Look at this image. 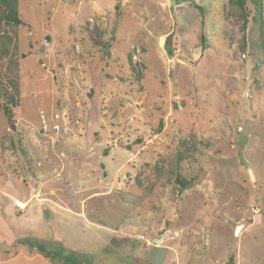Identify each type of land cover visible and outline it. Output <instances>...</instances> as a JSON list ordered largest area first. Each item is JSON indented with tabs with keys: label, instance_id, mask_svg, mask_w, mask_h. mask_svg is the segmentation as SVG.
I'll use <instances>...</instances> for the list:
<instances>
[{
	"label": "rangeland",
	"instance_id": "1",
	"mask_svg": "<svg viewBox=\"0 0 264 264\" xmlns=\"http://www.w3.org/2000/svg\"><path fill=\"white\" fill-rule=\"evenodd\" d=\"M244 7L242 30L228 0H18L0 264H264V10Z\"/></svg>",
	"mask_w": 264,
	"mask_h": 264
},
{
	"label": "trees",
	"instance_id": "2",
	"mask_svg": "<svg viewBox=\"0 0 264 264\" xmlns=\"http://www.w3.org/2000/svg\"><path fill=\"white\" fill-rule=\"evenodd\" d=\"M245 1L246 0H228L229 5L232 6L233 8H237L240 13V17L242 21V25H241L242 30L245 29V26L247 24V13L244 7ZM250 2L252 4V9L255 13L254 18L256 22L260 23L261 25L262 13L264 10L263 7L264 0H250ZM17 8H18V0H0V22H3L4 24L13 27L21 26L22 22L19 18ZM2 52L4 54L7 53V49L4 48L3 50H1L0 53ZM167 52L168 54H170L169 50ZM131 73L138 81L140 76L132 70ZM17 95H18V90H16V92L14 93L13 92L10 93V91L6 89L5 84L2 81H0V112L3 114V116L6 119H10L13 116V108L17 106V99H16ZM159 128L160 129L162 128V124H159ZM16 142L19 148V152L23 153V150L20 148L21 140L17 139ZM181 158L182 157H178V160H181ZM175 181L180 186L181 190L186 189L189 185V182L185 181L180 176H177ZM20 243L28 245V243L30 242L28 240H24L21 241ZM29 247H35L39 252V254L45 256L46 258L51 257L50 253L47 252L46 250H43V246H40L39 244H35L34 246H29ZM83 263H84L83 260L72 259V258L70 259L68 257L63 262V264H83Z\"/></svg>",
	"mask_w": 264,
	"mask_h": 264
}]
</instances>
